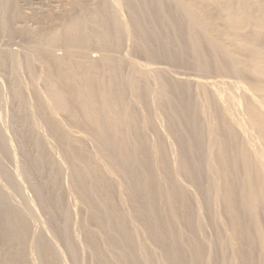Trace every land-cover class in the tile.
Here are the masks:
<instances>
[{
    "label": "bare ground",
    "instance_id": "1",
    "mask_svg": "<svg viewBox=\"0 0 264 264\" xmlns=\"http://www.w3.org/2000/svg\"><path fill=\"white\" fill-rule=\"evenodd\" d=\"M44 1L0 0L1 35L14 36L22 22L26 49L22 56L4 49L0 60L13 79L17 129H27L21 134L28 138L19 134L21 172L16 168L72 262L80 264L88 249L92 264H209L205 223L181 176L201 190L216 225L211 261L224 264L234 247L239 264H264V0H68L62 9ZM27 8L33 14L23 17ZM126 39L149 60L239 80V92L223 89L225 82L169 79L165 69L122 55ZM36 64L45 96L35 86ZM23 68L33 103L20 82ZM157 110L178 142L177 167L158 133ZM60 114L85 137L71 134ZM32 116L38 122L29 127ZM41 123L71 170L72 194L88 212L83 241L72 232L63 164ZM0 149L13 155L1 130ZM3 172L18 189L17 176ZM43 235L34 238L33 252L30 218L0 189V264H34L35 258L64 264L58 246Z\"/></svg>",
    "mask_w": 264,
    "mask_h": 264
},
{
    "label": "rangeland",
    "instance_id": "2",
    "mask_svg": "<svg viewBox=\"0 0 264 264\" xmlns=\"http://www.w3.org/2000/svg\"><path fill=\"white\" fill-rule=\"evenodd\" d=\"M53 1H56V3H52V2L50 3L49 0H45L44 2L46 5H49V3L55 4L57 6L59 5V7H61L60 9H62V7H65L66 5H67L66 7L69 6L68 0H62V1L61 0H53ZM59 1H61V3ZM64 1H65V3L68 2V4L66 3V5H64ZM93 1H96V0H93ZM62 4H63V6H62ZM22 5L24 7V4H22ZM55 10L59 11L55 8L51 11V13L52 12L55 13L56 12ZM123 12H124L123 13L124 18L128 19L127 11L124 10ZM32 14H33L32 11L29 10L28 8L23 10V15H24L23 17H28ZM21 23L22 22L19 21V23L17 22L15 25V30L18 29V31L16 30L17 33L14 35L15 37L9 36V35L7 36L4 34L1 35V33H0V58L2 55L1 53H3L4 49L6 51L9 49L8 51L13 52V53H17V54L19 53L20 55L23 54L24 51H26V49L23 45V42L20 39L21 34H19V33H21L20 29L21 28L23 29V26H24L23 24L21 25ZM28 27H30V26H28ZM124 43L125 44H123V47L121 50L122 55L127 53L131 58L133 57L132 59L137 60V62H139V63L141 62L142 64L148 65L149 67L150 66L152 67L154 65L152 68H154V67L159 68L160 67V68L165 69L166 72H168L167 76H169V79H172V80L174 79L175 81L183 80L184 82H187L189 79L193 80L196 78V79L200 80L202 78L201 80H205V81H214V82L219 81L220 83L225 82L227 85H224L225 88L222 87L223 89L227 88V90H232L233 92L238 91L237 86L240 83L239 80L237 81L234 78H231L228 76H219V75H214V74L204 76V75L199 74L195 71H192L191 69H188V68H185V67H182L179 65L169 64L168 62H166L164 60H162V61L161 60H159V61L149 60V59L145 58V56H143L141 54L138 55V53L134 52V48H133L134 43L132 40L126 39L124 41ZM63 51H64L63 49L58 48L56 50V54L58 53L57 55L61 56L64 54ZM130 52H131V54H130ZM99 55H100V52H98L97 49H94L91 51V56L92 57L94 56L93 58H96ZM1 62H2V60H0V130L2 131L4 138L10 143L11 149L13 150V152H12L13 155L11 157L7 156L0 149V163L2 165V168L0 167V189L6 194L8 201L12 207L16 208L20 213H22L23 215L28 216L30 218V221H31V238H30V240H31L32 251L34 252V238H36L38 236H42L44 234L43 236L46 237V239H48V241L50 240V242H53L56 246H58L57 248H59L61 254L63 255L62 256L63 260L65 261L64 264H67V263L68 264H74L72 262L71 258L69 257V255L66 254L67 251L64 248L63 244L61 243V241H59V239H57V237H55L54 234H52L53 232H51L52 230H51V225L49 222L50 215L47 214V212H45V210H43V208L40 206L30 183L27 182L28 180H26V178L23 175L21 176V174H20V172L22 170L21 167L23 166L22 163L24 161H23V154H21L22 151H20L21 150V147H20L21 144L19 145V143L21 142V140L23 138H28L27 132L25 133L24 137H23L24 133L21 134L23 130L27 131V129L23 128V127H21V129H19V130L17 129V128H19V122H20L19 117L21 115L17 114L19 112V107L17 109L18 102H16V98H15L13 90H12L13 79H12V76L10 73V69L4 67ZM36 68H37V70H35V73L37 75L38 80H36L35 86H37L38 88L37 87L36 88L38 90H40L41 92L45 91L43 95L39 91L42 96H45L46 90H44V89L46 87H45V85H43L44 82L39 79V76L42 73L39 64L35 65V69ZM19 75H20V77H19L20 82L23 84V86H24V84L27 85V86H24V89H25L24 95L26 96V98L28 99L29 102L33 103L34 101H36L35 100L36 95L31 90V87H29V86H31L30 74L28 73L26 68H23V69H21V72ZM192 85H194V84H192ZM27 87H29V89ZM192 88L194 89L195 86H192ZM130 98H131V96H130ZM157 113H158V120H157L158 133L160 134L161 139H163L167 145L166 150L168 151V154H169L170 160L173 163V166L175 165L177 167V161L176 160H177V152H178V148H179L178 142L169 133V131H167L168 127H167L166 121H165L164 116L162 115L161 111L157 110ZM17 115H20V116L17 117ZM30 115H32L31 112H30ZM16 117H17V120H16ZM57 117L59 120L63 121V123L66 125V128L70 131L71 134H74V136H77V137L80 135L78 138H80L83 135L85 137V134L83 133V131L80 132L81 129L79 130V128L77 126L72 124V122L68 121V119L65 115L63 116L60 114ZM66 119H67V121H66ZM17 122H18V124H17ZM37 122H38V120H36L32 116L30 118V121L27 122V125L29 126V124H30L33 127L34 123H37ZM15 125L18 127H16ZM41 125H42V127H44V128L40 129V131H42L41 134H43L42 136L47 140L48 145L52 148V152L54 154L56 153L55 156L58 155L57 158L59 157L58 159L59 160L61 159V162L63 164L62 165V171H61V184H62V187L65 190V192L68 193V195L66 197L67 198L66 203L72 209V226H71L72 232L77 236L79 241H83V234L81 233V225L83 222L87 221L88 212H87L84 204L83 203L81 204L80 201L77 199L76 195L72 194V192H71V183H72L71 170L68 167V165L65 164V160L62 159L63 157H61V154H58V149H57L56 142H55L56 140L53 139V136L51 135V133H49L50 131L47 130L48 128L46 126H44V124H42V123H41ZM31 126H29V127H31ZM42 129H44V130H42ZM16 131H18V132H16ZM19 131H21V132L19 133ZM149 132H148V135L150 134L149 135L150 139L156 140V137H157L156 132L153 130L152 131L150 130ZM153 132H154V134H153ZM19 134L22 135L21 136L22 139L20 138ZM155 134H156V137H155ZM84 137H81V138H84ZM24 141H26V139H24L23 142ZM54 147H55V150H54ZM14 159H16V161ZM63 160H64V162H63ZM16 167L18 168V170L20 172L17 170ZM3 171H5V173L7 172V175H10V176L12 175L15 178L17 176L16 179L18 181L20 180V182H18V183H20V184H18V187H17L18 189H14L13 187L10 186V184L7 181V178L4 177L5 174ZM14 173H16L17 175ZM158 176H159V178L162 179L161 172H158ZM179 179H180L181 183L183 185H185V187L188 189L190 197H192L191 199L193 200L194 205L200 209V211H199L200 219L205 223L204 230L201 233V238L207 244V256L209 257V264H215L214 259H213V262L211 261V255L216 250V247H215V239H216V237H215L216 236L215 226L216 225L214 223H211V221L209 220V218L206 214L207 213L206 209L204 208L203 203H202L203 193L201 192V190L199 191L198 188H196L190 182H187V180H185L181 176H179ZM123 205L125 208H128L127 205H125V204H123ZM220 217H221V214H220ZM225 229L227 230L226 227H225ZM148 244L154 250H156L158 252V254L159 253L162 254V251L158 247H155L150 241L148 242ZM234 250H235L234 247L229 249L228 260L227 261L225 260L224 264H239V260L235 257ZM34 258H35V256H34ZM92 263H93V255L88 251V249H84L80 254V264H92ZM34 264H40L38 259L35 258ZM167 264H170V263H167Z\"/></svg>",
    "mask_w": 264,
    "mask_h": 264
}]
</instances>
